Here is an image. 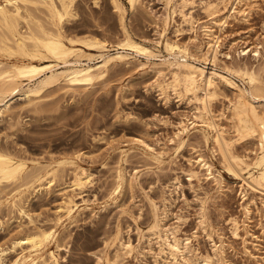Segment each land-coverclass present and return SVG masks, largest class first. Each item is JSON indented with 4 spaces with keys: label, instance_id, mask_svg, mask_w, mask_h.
<instances>
[{
    "label": "rangeland",
    "instance_id": "374dc122",
    "mask_svg": "<svg viewBox=\"0 0 264 264\" xmlns=\"http://www.w3.org/2000/svg\"><path fill=\"white\" fill-rule=\"evenodd\" d=\"M120 1L126 29L150 44L152 56L112 63L93 85L70 88L61 82L39 98L16 96L0 114V149L24 158L27 171L35 161L45 166L70 157L87 177L81 187H72L74 167L60 166L50 188L26 204L25 214L10 212L3 203L0 258L14 260L20 251L14 241L35 228L55 225L71 198L77 204L74 217L55 226L59 249L55 242L48 248L57 253L59 264H102L98 258L106 250L104 242L116 229L120 242L107 252L113 256L118 248L120 255L111 264H264V194L247 189L226 169L211 140L214 132L202 122H211L233 141L234 154L246 160L255 156L256 138H238L230 106L240 89L250 94L240 72H252L264 83V0H139L134 8ZM212 7L219 10L221 30L209 14ZM37 11L32 10L43 19ZM200 24L211 25L219 36L214 54L206 51L203 28L195 30ZM63 30L68 37L109 44L122 38L111 0H74ZM165 41L216 75L195 91L164 89L175 70ZM207 91L213 93L210 98ZM254 102L263 112L264 99ZM187 123L180 146L178 132ZM203 159L212 165V174ZM118 173L127 182L115 191ZM17 183H1L0 197ZM155 216L159 228L152 230ZM173 237L182 246L175 256L168 246ZM128 246L132 250L126 253Z\"/></svg>",
    "mask_w": 264,
    "mask_h": 264
},
{
    "label": "bare ground",
    "instance_id": "6f19581e",
    "mask_svg": "<svg viewBox=\"0 0 264 264\" xmlns=\"http://www.w3.org/2000/svg\"><path fill=\"white\" fill-rule=\"evenodd\" d=\"M138 1L127 0L131 8H134ZM241 1L236 0V3ZM73 2L74 0H0V114L4 109H8V102L16 96H25L29 99L31 96L39 98L43 91L61 82L70 88L93 85L96 81L104 78L112 63L127 62L130 58L136 60L138 59L136 55L145 57L153 55L150 44L146 40L134 39L126 29L123 21L125 9L120 0H111L112 7L119 16L122 34V38L116 43L109 44L105 40L93 37L66 36L63 23L73 15ZM34 9L45 15H43V19L33 13ZM209 9H211L209 14L216 18L213 23L218 25L221 30L222 24L217 21L219 10L215 7ZM200 27L203 28V34L206 37L204 42L206 51L214 54L217 51L219 36L214 34L211 25L200 24L195 27V30ZM164 47L174 56L170 65L175 67L172 80L165 83L164 89L172 88L176 91V88L180 87L186 92L195 91L201 83L209 82L211 75H216L215 72H210L208 75L205 67L188 61L186 50L177 44L165 41ZM91 50L97 51V54H93ZM2 56H5L6 59L3 60ZM239 75L247 79L251 90L250 94L239 90L237 98L230 106L231 120L238 138H256L255 156L246 160L244 156L234 154L235 152L232 151L233 141L226 139L222 131L211 122L205 119L202 122L205 124L204 126L210 127L214 132H212L211 140L220 153L226 169L238 177L247 189L264 194V111L258 110L254 102L264 99V83L252 72H240ZM212 95L213 93L206 92L207 98ZM1 105L5 107L2 108ZM203 108L206 109L205 102ZM190 124L194 125L195 122L191 121ZM188 126V123L182 125L178 132L181 138L180 146L184 142L183 134L188 133ZM28 158L31 157L28 156ZM53 158L55 157L53 156ZM202 161L203 166L212 174V165L204 159ZM64 165L74 167L70 181L72 187H81L85 184L87 177L84 168L76 165L70 157L56 159L52 164L45 166L41 165L39 161H35L32 168L30 166L31 169L27 171L29 167L24 158L16 157L10 152L0 149V185L3 182L17 183L16 181L19 180L11 191L4 194V199L0 197V206L7 202L10 212L13 210L19 215L25 214L26 204L29 203L32 196L50 188L56 179L58 167ZM125 180L118 173L114 190L119 189ZM2 189L0 190L2 191ZM76 210L77 204L73 199H67L53 221L55 225L38 227L18 237L14 241V246L20 248L17 256L10 262L9 260L4 262L0 258V264H59L57 253L55 254L54 249L48 250V248L52 242H55V249H59L58 232L55 226L62 223L63 219L71 221ZM232 223L233 229L237 230L238 225L234 218ZM158 228V218L155 216L150 229ZM119 242L120 231L116 229L113 235L109 236V241L104 242L106 250L102 258H98V261L101 260L102 264H111L117 260L120 255L119 249L115 250L113 256L107 252V249ZM168 246L172 256L182 252V246L175 237H173V242H168ZM131 250L132 248L128 246L125 252Z\"/></svg>",
    "mask_w": 264,
    "mask_h": 264
}]
</instances>
